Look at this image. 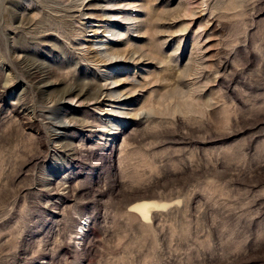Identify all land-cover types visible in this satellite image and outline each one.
<instances>
[{
  "label": "rangeland",
  "instance_id": "rangeland-1",
  "mask_svg": "<svg viewBox=\"0 0 264 264\" xmlns=\"http://www.w3.org/2000/svg\"><path fill=\"white\" fill-rule=\"evenodd\" d=\"M83 1L0 0V264H264V0Z\"/></svg>",
  "mask_w": 264,
  "mask_h": 264
},
{
  "label": "bare ground",
  "instance_id": "bare-ground-1",
  "mask_svg": "<svg viewBox=\"0 0 264 264\" xmlns=\"http://www.w3.org/2000/svg\"><path fill=\"white\" fill-rule=\"evenodd\" d=\"M85 1V0H84ZM84 1H83V3H82V6L84 7ZM133 26V25H132ZM130 27V26H129ZM126 29V28H125ZM130 29V28H129ZM137 206H139V205H137ZM134 208H136L134 211H138L139 213L138 214H140V215H142L144 218H148V216H149V213H150V208H151V206L148 204V205H141V206H139V207H134ZM142 217V218H143Z\"/></svg>",
  "mask_w": 264,
  "mask_h": 264
}]
</instances>
